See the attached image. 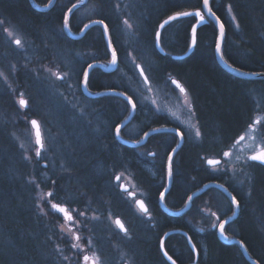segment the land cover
<instances>
[{
    "label": "trees",
    "instance_id": "16d2710c",
    "mask_svg": "<svg viewBox=\"0 0 264 264\" xmlns=\"http://www.w3.org/2000/svg\"><path fill=\"white\" fill-rule=\"evenodd\" d=\"M37 1L45 4L48 0ZM75 1L77 0L69 1L64 8L60 7L57 1L49 10L40 12L33 9L28 0H0V22H2L0 23V63H6L5 60L10 61L13 60L10 58L15 57L10 53L12 51L3 36L4 27L10 26L30 41L31 47L36 49L40 59L44 61L49 60V53L53 50L50 48L56 47L58 52L64 48L79 49L81 43L87 42L94 30H98L100 37H96L94 43L97 44L96 47L98 46L97 57L103 59L107 49L101 41L103 32L101 26L90 28L80 41L65 38V33L62 36L57 34L63 24L64 11ZM111 1L89 0L99 5L98 14L93 20H103L113 29L112 20L115 16ZM145 3L148 5L147 11L140 16L144 15L146 18L139 19L143 33L137 32V34L146 49L151 46L157 26L162 19L179 11L202 9L201 0H145ZM228 7L234 13L239 25V31L233 34V42H229L228 39L230 26L225 17ZM211 8L226 29L222 48L224 58L238 69L264 72V0H221L219 4H211ZM195 21L193 17L185 18L165 28L161 45L167 54L162 56L157 52L154 39L151 52L153 61L151 59L152 62L147 63L150 80L173 76L187 85L199 126L205 136L204 140H207L206 143L209 142L208 146L198 147L197 152L192 147L183 146L177 166V172L182 174L183 183L200 174L199 170H195V166H199L196 164L201 161L198 157L201 151L209 153L218 150L213 144L221 142L222 145L224 142H231L243 133L245 126L256 113V100H260L264 110V79L237 78L225 72L217 64L214 54L217 27L212 21L198 30L195 49L188 57L184 59L172 57L187 51L191 40V28ZM82 26H74V29L78 32ZM169 31V35L166 36ZM112 35V42L114 40L117 47L115 36L113 33ZM117 54L119 55L118 51ZM83 67L84 65L79 72ZM18 68L19 84L26 80L29 82L30 75ZM2 86L0 81V89ZM92 88L97 92L104 90L100 82H95ZM94 100V104L91 103L94 109L101 111L95 114L96 130L100 133L96 136L94 133H89L86 128L76 132L69 128L70 131L63 136L64 140L58 141L62 161H58L55 157L56 162L52 167L46 159H37L34 153H31L30 160L27 159L19 144L12 138V135H15V128H19L21 123L19 118L26 117L28 111H20L13 97L3 86V91L0 93V264L59 263L57 259L60 257L58 258L55 248H65L68 238L56 230V223L58 224L60 219L57 211L54 210L52 214L49 212L53 220V224H50L36 210L34 195L36 183L42 190L53 193L51 199L55 204L65 203L74 196L76 198L81 196L84 207L89 202L95 208L102 209L104 204L109 203L115 215L125 218L122 212L125 205L112 187V176L122 170L136 176H145L150 173L149 165L138 163L130 149L121 150L114 144L111 126L123 108L119 104L113 106L112 101L120 99L116 96H104ZM138 110L142 113L140 108ZM150 122V127L161 125L159 122L151 120ZM65 125L61 122L56 126L64 130ZM67 136L69 138L65 140ZM67 150L71 153L69 154ZM60 164L63 165L62 168ZM66 173L71 176L68 178ZM250 173L251 182L248 190H251V195L240 217L242 240L253 258L259 264H264V167L252 166ZM142 179L145 182L142 187L150 190V197H157L159 189L151 185L146 176ZM173 189L175 190L174 186ZM76 198L72 200L74 203H78ZM86 212L89 214L90 210ZM93 212L95 210L91 213ZM154 212V220L159 221L158 213L156 210ZM168 223H158L159 225L153 228L129 226L133 231L132 242L130 246L128 245L129 252L135 261L140 264H168L159 250V239L169 230ZM93 232L94 236L99 235L101 242L103 236L100 231L97 232L94 228ZM195 243L200 256L202 247L208 251L205 264H248L238 246L222 244L211 235L206 242ZM176 246L178 247L176 253L182 254L184 249L188 256L190 255L191 252L185 241L177 234H173L166 242L170 254H176L173 249Z\"/></svg>",
    "mask_w": 264,
    "mask_h": 264
},
{
    "label": "rangeland",
    "instance_id": "374dc122",
    "mask_svg": "<svg viewBox=\"0 0 264 264\" xmlns=\"http://www.w3.org/2000/svg\"><path fill=\"white\" fill-rule=\"evenodd\" d=\"M69 1L71 0H62V3L67 6ZM111 4L115 16L114 20H112L113 34L115 36L116 49H118L119 55L117 54L118 62L115 72L112 75V83H110L115 84V86L117 83H119L117 86L123 84L126 86L134 97L138 108L141 109L142 117L146 118V121L149 120L148 116H154L156 113H159L161 115H166L172 122H178L177 124L182 126L185 131L188 145L192 144V148L197 152L198 147L203 144L206 145L207 140H204L205 136L202 135V131L198 128L199 122L193 110L192 99L189 96L182 97L172 91L169 88L167 78H162L160 80L153 78L150 80V72L148 70L149 64L147 65V63L150 62L151 59L153 61L151 52L154 38L153 42H151V46H149V50L146 49L145 45H142L138 36V34L143 33V26L139 24V19L146 18L144 15L140 16V14L147 11L148 5H146L145 0H112ZM98 10L99 5L96 2H89L84 8L76 12L74 18L75 26L81 27L84 23L93 20L97 16ZM225 17L230 26L228 39L229 42H233V34L239 31V25L234 13L229 7L225 12ZM124 21H128V24H125ZM174 23L177 24V22ZM128 25H131V27ZM6 29L7 31H5ZM59 29L63 31V27ZM170 31L166 33V36L169 35L168 33H170ZM9 32L12 33L11 36H9ZM99 33L100 31L94 30L91 36H89V40L86 44H79V49L67 50L64 48L58 52L56 47L55 49L50 48L53 50L49 53V60L44 61L40 59L36 49L31 47L30 41H27L22 33L14 27H4V39L12 51L10 53L14 54L15 57L13 56L10 58L13 59L10 61L5 60L6 63H0V72L3 73V76H0V81L8 94L13 97L19 110L22 112L28 111L27 116L29 117L24 116L19 118L21 122H19V128L16 127L15 135H12V138L19 144V147L27 159L30 160L31 153L36 154L38 149L33 129L30 125L32 119H37L39 121L43 136L41 156L37 157V159H46L48 163L50 162L52 167L56 162L55 157L58 161H62L60 159L61 151L59 142L64 140V135H67L63 128L60 126L57 127L56 125L61 122L69 124L67 120L71 119L69 124L70 130L76 132L81 128H86L90 131L89 133L92 134L96 131L95 114L101 113V111L94 109L95 107L92 104L86 102V100L82 98L80 91L82 90L81 84L83 78L82 76L80 77L79 71L86 61H91L97 57V49L96 47L94 48V42L95 38H98L100 35ZM101 35L102 42L105 44L104 32H102ZM17 38L21 40V45L15 44L14 41ZM108 55L110 56V61V52H108ZM138 66L143 69L149 84L141 77ZM18 67H20L23 72L28 73V76L30 75L29 82L26 80L21 85L19 84L17 77ZM3 86L0 89L1 92L3 91ZM42 98H44V100ZM21 99L27 102L25 107L21 106L19 103ZM255 102L256 113L253 115L251 122L253 119H258L261 121V124L257 125L253 123L252 130L244 131L231 142H224L222 145L220 142L214 144L218 145V151L225 146L226 149L230 150L231 155L226 157L222 166L214 167L211 171L213 173H228L235 187L243 194L247 193L248 185L251 182L250 167L255 165L248 161V156L257 150L258 145L264 144L263 105H261L260 100H256ZM129 111L130 108H128V115ZM136 125L141 127V122H137L133 125V129L136 131L135 136L138 135ZM197 131L200 133L199 136L196 134ZM129 132L134 134L132 133L133 131ZM242 135L245 136V139L232 148L231 146L233 143ZM68 138L67 136L65 140ZM67 151L69 154L71 153L70 150ZM214 156V154L208 153L207 151H201L199 153L198 157L199 160H201L199 163H201V165L203 164L202 167L205 168V170H208V167L205 166L206 158ZM202 157H204V159H202ZM199 163L197 165H199ZM60 167L62 168L63 165L60 164ZM119 173L123 175L124 181H128L137 189L134 181L130 178L131 172L122 170ZM66 174H68V178L71 176L69 173ZM35 189L36 210L46 222L53 224L52 217L49 215L54 212V209L51 208V204L54 203L51 199L53 193L49 196L48 193H51V191L42 190L37 183ZM41 197H43V199ZM75 198L76 196L67 199L65 203H60L66 205L70 212L72 211L74 219L72 221H66L59 213L60 219L58 224L56 223V230L65 238H68V241L65 248H55L58 258L60 257V259H57V263L63 264L64 261L65 264H84L82 257L88 255L90 257H98L99 264H140L137 260L135 261V258L132 257L129 252V246L133 238L132 228L129 227L133 226L131 222L125 220L124 224L125 227H127V234L122 233L118 231L114 223L115 213L112 211V206L109 205V203L105 202L107 204H104L102 209H97L89 202V205L87 204V206L84 207L81 196L76 198L78 203H74L72 200ZM119 198L124 202L122 197ZM85 202L87 203V201ZM129 205L132 208V204ZM85 210H90L89 214H87ZM93 210H95V212L91 213ZM131 215L140 217L141 213L135 208ZM94 228L97 229V232L100 231L99 233L102 234L103 237L101 239L103 240L101 242L99 235L94 236ZM74 234L80 236L79 241L74 238ZM73 244H78V247L74 248ZM203 248V252H206V248ZM173 249L176 253L178 247H173ZM183 251L184 255L187 256V251L184 249Z\"/></svg>",
    "mask_w": 264,
    "mask_h": 264
},
{
    "label": "flooded vegetation",
    "instance_id": "af4514ba",
    "mask_svg": "<svg viewBox=\"0 0 264 264\" xmlns=\"http://www.w3.org/2000/svg\"><path fill=\"white\" fill-rule=\"evenodd\" d=\"M203 3V0H201ZM221 0H210L211 4H219ZM55 5V3L50 7L52 8ZM49 8V9H50ZM47 9V10H49ZM44 10V11H47ZM77 11L74 12V17ZM211 20H209L210 22ZM74 21L72 20L71 24V30L75 32L74 29ZM79 27V26H75ZM100 37V36H98ZM82 40V39H80ZM78 40V41H80ZM102 41V40H101ZM104 44V43H103ZM105 41V48L106 54L104 55L103 59L101 57H96L93 59V61H98L102 64H104L105 67L108 66L109 61V55H108V46L106 45ZM113 45H115L113 40ZM218 64V63H217ZM219 65V64H218ZM232 65V64H231ZM220 66V65H219ZM222 68V67H221ZM223 69V68H222ZM83 70V69H82ZM85 70V68H84ZM80 72V77L84 76V71ZM224 70V69H223ZM225 71V70H224ZM113 72H106L104 69L101 68H93L90 71L89 77H88V89L91 92L96 93L97 91L92 88L93 84L95 82L102 83V79H107L111 81ZM227 72V71H225ZM229 73V72H227ZM230 74V73H229ZM103 77V78H102ZM236 77V76H235ZM168 79V85L169 88L177 93L178 95L182 97L189 96L192 99L191 94L189 93L187 85L181 81L180 79H177L173 76H167ZM238 78V77H237ZM176 80L180 86L184 88V92H181L180 89L176 86V84H173L172 81ZM149 84V82H148ZM114 87V85H113ZM115 88V87H114ZM121 92L126 94L128 97H131L132 100L135 101L134 97L131 95L129 90L127 88H122ZM80 94L84 100L88 103H93L97 98H89L87 97L84 92L81 90ZM117 97V96H116ZM120 100L118 101H112V105L115 106L116 104L121 105L123 108L120 114L117 115V120L114 122L113 126H111L114 134L117 126L120 125L121 121L124 120L128 115V108H130V104L127 100L124 98L118 97ZM193 102V101H192ZM94 104V103H93ZM193 110H194V104L192 103ZM136 109H138V106L136 104ZM130 113V111H129ZM148 121H146V118L138 116V113L134 114L132 120L130 121V124L123 128L121 131V136L125 139H130V137L126 134V131L130 128L132 124H135L137 122H141L140 132L142 135L150 131L151 129L157 128V127H168L171 129H174V131H171L169 133H158V134H152L148 137V140L145 144L138 147H131L128 145H125L121 143L115 134L114 137V144L116 147H119L121 150L123 149H130L132 151L131 154H133V157L135 156L136 161L142 165L151 166L154 165L157 159H160V156H164L165 159H168V156L170 153L175 149L176 145L179 142L180 134L184 137V143L182 144L181 148L175 153L173 160H172V172L173 175L171 177L168 176L167 170L165 168L164 171L156 170L153 173H147L145 174L146 178L148 179V182L151 183V185L155 186L159 189L157 197L151 198L150 197V190H145L142 186L145 185V182H143V179L145 176L138 175L131 173L130 178L134 181L135 185L137 186V189L133 187L128 181H124L123 175L120 173H115L112 176L111 184L112 187L117 193L118 197H122L124 200V217H120L117 215L115 216V221L117 219H120L122 223L124 224L125 220H128L131 222V224L134 227L140 226H149V227H155L156 225L163 224V222H169V230H183L189 234V237L191 238L192 242H198L203 243L206 242L208 237L211 235L213 236L216 241L224 244V242L221 240L219 236L220 227L219 225L224 222V234L227 236L228 240H242V231H241V223H240V217L241 214L244 212L245 204L250 198L251 190H247L246 194H243L230 179V175L228 173L219 172V173H213L211 169H214V167L222 166L226 157L223 155V152L228 151L229 149H226L225 146L222 147L221 150H215L211 151L209 153L214 154V157L206 158L205 160V166L208 167V170H205V168L202 167L201 163H199L200 166L196 167L195 170H199L200 173H206L207 177L201 180H197L195 177H191V179L188 182H182V174L177 172V161H179L181 150L183 146L192 147L191 145H188L186 134L182 126L177 124L178 122H172L169 120V118L166 115H161L159 113H156L153 117L148 116ZM151 121L159 122L161 123L160 126H151ZM258 119H253L247 123V126H245V131L249 130V125L255 124V121ZM112 124V123H111ZM149 127V128H148ZM142 135L136 136V139H139ZM131 140V139H130ZM236 142L233 143L231 146H236ZM125 147V148H124ZM126 152H129L126 150ZM150 153H155V155H150ZM161 153V154H160ZM204 159V157H202ZM213 159V160H219L220 163L218 165H208L207 160ZM132 161V160H131ZM166 162V161H165ZM251 163V162H250ZM255 164L254 166H261L263 165ZM197 165V164H196ZM166 167V164H165ZM211 171V172H210ZM119 177V179H117ZM168 181H170V188L169 191L165 194L164 197V203L165 206L173 212L180 211L182 208L187 206V204L190 202V207L187 211H185L183 214L180 215H172L169 212H167L164 208H162L160 203V193L163 192L167 188ZM147 183V182H146ZM207 183H218L221 186H223L230 194L231 196L226 193L225 191L221 190L218 187L211 186L207 188L203 193L196 195L189 201L188 197H191L193 193L201 189L203 186H205ZM122 185L125 187H128L127 191H124L121 189ZM173 186L175 187V190L173 189ZM131 193L132 195H129ZM236 198L237 204L232 203V197ZM142 200L145 203L146 208L148 209V213H142L138 207L136 206V201ZM129 204H132V208ZM155 205V206H154ZM141 213L140 217L132 216V212L135 209L134 207ZM159 215V221L154 220V211ZM67 211L71 214L72 220L74 219V215L72 211L70 212L69 208L67 207ZM212 213H215V215H212ZM65 218V217H64ZM219 218V219H218ZM124 219V220H123ZM66 220V219H65ZM176 220V221H173ZM67 221V220H66ZM114 221V223H115ZM159 223V224H158ZM215 225V227H214ZM125 226V224H124ZM127 229V227H126ZM264 229V227H263ZM164 234V233H163ZM162 234V235H163ZM179 237L183 241H185L188 249L190 250V255L188 256V253H186L187 256L184 255V253L179 254H170L166 247L165 242V248L169 252V254L180 264V261L182 264H191L195 263V257L193 254V250L189 246V238L181 233H177ZM162 237V236H161ZM169 238V237H168ZM167 238V239H168ZM161 239V238H160ZM160 239H159V245H160ZM244 242V241H243ZM229 246H235L237 247V244H228ZM160 250V247H159ZM161 253V251H160ZM163 257V255L161 254ZM180 256V257H177ZM189 257V258H188ZM179 258V259H178ZM181 258V259H180ZM166 263L170 264L164 257ZM83 260V257H82ZM206 258L204 259L203 252L201 256L199 255V259L196 261L197 264H204ZM247 262V261H246ZM250 264L249 262H247ZM128 264V263H124Z\"/></svg>",
    "mask_w": 264,
    "mask_h": 264
},
{
    "label": "water",
    "instance_id": "95a60500",
    "mask_svg": "<svg viewBox=\"0 0 264 264\" xmlns=\"http://www.w3.org/2000/svg\"><path fill=\"white\" fill-rule=\"evenodd\" d=\"M89 0H79V2H77L76 4V7L73 8V6L70 8L71 11H68L67 12V15H66V18H67V27H65V31L68 33V35L73 38V39H79L81 37H83V35L86 33L87 30H89L90 28L96 26V25H100L101 27H103V25L99 24V23H95L96 21H100V20H92L90 22H88L86 25H89L88 28H82V31L79 33V34H74L71 29H70V26H69V20H70V17L71 15L74 13L75 10L81 8V7H84L87 5ZM55 0H51V3H49L47 6H43V7H40L38 6L36 3H35V0H31V3L33 4V6L38 9V10H47L49 9L53 4H54ZM208 7L211 8V5H210V0H209V4H208ZM69 9V10H70ZM196 10H200L201 13L204 15L205 19L202 23H198V17L196 18V21L195 23L193 24V26L195 25L196 26V42H197V32L198 30L209 23V20H211L217 27V38H216V42H215V47H214V53H215V58L218 62V64L220 65V67H222L225 71L229 72L230 74L238 77V78H241V79H249V80H260V79H264V72H248V71H244V70H241V69H238L236 67H234L233 65H231L223 56V53H222V48H223V44H224V40H225V35H226V29H225V26L223 24V22L221 21V19L216 15V13L212 10V12L215 13V16H212L208 13V10L203 8V3H202V9H196ZM196 10H184V11H179V12H176V13H173L167 17H165L164 19H162V21L159 23L158 25V29L155 33V47H156V50L157 52L162 55V56H165L167 53L166 51L163 49L162 45H161V37H162V33H163V30L168 27L171 23L177 21V20H181V19H185V18H191V17H178L177 19L175 20H169V17L171 16H176L177 13H180V12H195ZM165 21H168L167 24H165ZM221 24L223 25V36H221ZM161 25H163V27H161ZM104 29V27H103ZM157 33H159V39L157 40ZM104 36H105V39H106V43L108 45V48H109V52L111 54V60L109 61L108 63V66L105 67L104 64H101V63H92V67L91 68H87L86 72L88 73V77H89V74H90V71L91 69H93L94 67H97V68H101V69H104V71L106 72H113L115 71L116 69V66H117V63L116 64H112L111 61H112V50L114 49L113 47V44H112V40H111V36H110V33L109 31L107 33H105L104 31ZM109 41H111V47L109 46ZM220 44V51L218 52L217 51V44ZM195 45L192 44V28H191V40H190V46L187 50L186 53L184 54H181V55H173L172 57L174 59H184L186 57H188L195 49ZM116 51V50H115ZM117 54V52H116ZM117 62H118V55H117ZM139 69V73L141 75V67L138 68ZM144 73V72H143ZM143 80L145 81V73L144 75H141ZM176 81V80H175ZM177 82V81H176ZM88 83V81H87ZM148 83V80L147 82ZM178 83V82H177ZM82 91L84 92V94L89 97V98H99L101 96H105V95H113V96H117V97H120V98H124L125 100L128 101V96L126 94H124L123 92L121 91H118V90H111V91H100V92H91L89 89H88V85L85 86V82H84V78H83V83H82ZM123 94V95H121ZM24 100V99H23ZM129 102V101H128ZM133 103V102H132ZM25 107V106H23ZM130 107H131V110H130V114L129 116L127 117V119L119 125V128L120 130L122 128H124L133 118V115H134V109L132 108V104L130 103ZM35 121H37L36 119H33ZM32 121V120H31ZM38 125H39V122L37 121ZM32 126V124H31ZM33 128V126H32ZM33 131H34V136H35V142H36V129L33 128ZM168 131H174V129H171V128H161V129H154V130H151L147 133V136H144V138L142 140H140L139 142H130V141H126V140H123L120 135L118 136L123 143H125L126 145L128 146H141L145 143L146 139L152 135V134H155V133H163V132H168ZM39 132H40V139H41V143L43 144V137H42V132H41V129H40V126H39ZM182 143H183V139L180 138V141H179V144L177 145V147H175V151L171 153L170 156L173 157V155L180 149V147L182 146ZM37 145V150H42L41 146L36 144ZM252 155V154H251ZM209 160H213V159H209ZM208 161V160H207ZM251 161V160H249ZM251 162H255V163H258V164H261V165H264L262 163H260L259 161H251ZM208 164V163H207ZM209 165V164H208ZM211 186H215V187H218L220 188L221 190L225 191L226 193H228L230 196L231 194L223 187L221 186L220 184L218 183H207L205 186H203L201 189H199L198 191H196L195 193L192 194V198L195 197L196 195H199L201 194L202 192H204L207 188L211 187ZM169 188H170V181H168V184H167V188L163 191L164 192V197H165V194L169 191ZM122 190L124 189H128V187H125L124 185H122L121 187ZM132 195V194H131ZM139 201H142V200H139ZM143 202V201H142ZM144 203V202H143ZM160 203H161V206L162 208H164L167 212H169L170 214L172 215H180L182 213H184L186 210L189 209L190 207V202L187 204V206L182 209L181 211H177V212H173V211H170L166 206H165V203H164V199L161 200L160 198ZM145 205V203H144ZM61 206V205H59ZM136 206L138 207V209L141 211V209L139 208L138 204L136 203ZM61 207H63L65 209V211L68 213V215H71L68 211H67V206L66 205H62ZM142 212V211H141ZM144 213V212H142ZM62 215L65 217L64 213H62ZM66 219V218H65ZM122 223V221L120 219H117ZM116 220V221H117ZM117 224V223H116ZM124 225V224H123ZM117 227L121 230V232L125 233L124 230H122L119 225L117 224ZM124 229H126V227L124 226ZM177 233H181V234H184L186 235L189 239V246L192 250H194L196 252V249H195V246L191 240V238L188 236V234L183 231V230H170V231H167L161 238L160 240V251H161V254L163 255V257L170 263L172 264V261L168 259V256H171L169 254V252L166 250L165 248V242L167 240V238L173 234H177ZM219 236L221 238V240L227 244H238L246 259L251 263V264H259L255 259H253L246 246L243 244V242H241L240 240L238 239H234V240H228L227 239V236L223 233L221 234V232H219ZM165 253H167V256L165 255ZM172 257V256H171ZM172 260H175L173 257H172ZM176 261V260H175ZM197 261V256H196V260H195V263H191V264H197L196 263ZM176 264H178V262L176 261Z\"/></svg>",
    "mask_w": 264,
    "mask_h": 264
},
{
    "label": "snow or ice",
    "instance_id": "6c2138e0",
    "mask_svg": "<svg viewBox=\"0 0 264 264\" xmlns=\"http://www.w3.org/2000/svg\"><path fill=\"white\" fill-rule=\"evenodd\" d=\"M49 3H51V0H49ZM208 4H209V0H203V8L207 9L208 13L210 15L215 16V13L212 12L211 8L208 7ZM75 7H76V5H73V8H75ZM69 11H71V9ZM178 17H193V18H197L198 17L199 18L198 19V23H202L204 21V19H205L204 15L201 13V11L200 10H196L195 12H187V11H185V12L177 13L176 16L169 17V20H175ZM0 23H2V22H0ZM95 23H99V24L103 25L105 33L108 32V26H107V24L104 23L103 20L96 21ZM124 23L128 24V21H124ZM167 23H168V21H165V24H167ZM67 26H68L67 25V18H65V27H67ZM128 26L131 27V25H128ZM88 27H89V25H84V28H88ZM161 27H163V25H161ZM220 28H221V36H223V25L222 24H221ZM5 31H7V29ZM8 34H9V36L12 35L11 32H9ZM158 39H159V33H157V40ZM14 42H15L16 45H21V40L18 39V38L15 39ZM192 44L193 45L196 44V26L195 25L192 26ZM109 46L111 47V41H109ZM217 51L218 52L220 51V44L219 43L217 44ZM111 63L112 64H116L117 63V54H116L115 49L112 50V61H111ZM91 67H92V65H89V68H91ZM141 75H144L143 69H141ZM0 76H3L2 72H0ZM58 78H61V77H58ZM5 79H6V77H5ZM87 81H88V73L85 72L84 73L85 86H87ZM145 82H147V77H145ZM172 83L176 84V86L180 89L181 92L185 91L184 88L182 86H180L175 80H173ZM121 95H123V94H121ZM128 101H129V103L132 104V108L135 109L136 105L134 103H132L131 97H128ZM19 103L21 104V106H26L27 102L25 100L21 99L19 101ZM31 124H32L33 128L36 129V144L40 145L41 148H43V144L41 143V139H40L39 125H38L37 121H35V120H32ZM255 124L260 125L261 121L257 120V121H255ZM249 130H252V125L251 124L249 125ZM116 134H117V136H119V134H120L119 126H117V128H116ZM196 134H197V136H199L200 135L199 131H197ZM145 136H147V133H145ZM244 139H245V136H243V135L240 136L239 139L236 141V144H239ZM174 151L175 150L173 149V152ZM150 155H155V153H150ZM223 155L225 157H229L231 155V153L228 152V151H225L223 153ZM36 156L37 157L41 156L40 150L36 151ZM248 160L259 161L260 163L264 164V144L258 145L257 146V150L252 155H250L248 157ZM207 163L209 165H218L220 163V161L219 160H208ZM172 175H173V172H172V156H169L168 157V176L171 177ZM117 179H119V177H117ZM124 191H127V189H124ZM48 195L51 196L52 193H48ZM129 195H131V193H129ZM41 198L43 199V197H41ZM160 198H161V200L164 199V192L160 193ZM188 199H189V201H191L192 197H188ZM136 203L138 204V206H139V208L141 209L142 212H144L145 214L148 213V209L146 208V206L144 205V203L142 201H136ZM232 203L233 204H237V206H238V202L236 201V198L234 196L232 197ZM51 208L55 209L56 211H58L60 213H64L66 220L72 221V216L68 215V213L65 211V209L63 207L59 206L58 204L53 203V204H51ZM212 215H215V213H212ZM116 223L127 234V230L124 229V225L121 224V222L119 220H117ZM214 227H215V225H214ZM219 227H220L221 234H223L224 233V222H222L219 225ZM74 238L77 241L80 240V236L75 235V234H74ZM73 247L74 248L78 247V244H73ZM165 255L167 256V253H165ZM65 259H67V258H65ZM168 259L172 261V264H176V261L172 260L171 256H168ZM83 262H84V264H99V258L98 257H94V256L90 257L88 255H84L83 256Z\"/></svg>",
    "mask_w": 264,
    "mask_h": 264
},
{
    "label": "bare ground",
    "instance_id": "6f19581e",
    "mask_svg": "<svg viewBox=\"0 0 264 264\" xmlns=\"http://www.w3.org/2000/svg\"><path fill=\"white\" fill-rule=\"evenodd\" d=\"M29 1V4L31 5V7L33 8V9H35V10H37V11H40V12H43V10H38V9H36L34 6H33V4L31 3V0H28ZM58 1V2H57ZM58 3L59 5H60V7H65V4H63L62 3V0H55V2L54 3ZM77 2H79V0H77V1H75V3L74 4H76ZM35 3L38 5V6H40V7H43V6H47L48 4H49V0L45 3V4H41V3H39L37 0H35ZM88 3H89V1H88ZM87 3V4H88ZM73 4V5H74ZM72 5V6H73ZM72 6H70L68 9H66L65 11H64V16H63V24H62V27H63V31H61L60 29H58V35H60V36H62L64 33H65V35L67 36H65V38H68V39H70V40H72V41H78V40H80V39H82L85 35H86V33H87V31H86V33L83 35V37H81V38H79V39H73V38H71L69 35H68V33L65 31V18H66V15H67V12L69 11V9L72 7ZM85 7V6H84ZM84 7H81V8H84ZM81 8H79V9H77V10H75V11H78V10H80ZM74 11V12H75ZM74 14V13H73ZM71 15V17H70V20H69V26H70V29H71V24H72V20L74 21V15ZM196 19V18H195ZM95 20H97V19H95ZM98 20H100V19H98ZM162 21V20H161ZM160 21V22H161ZM88 23V22H87ZM86 23V24H87ZM105 23V22H104ZM86 24H84V25H86ZM106 24V23H105ZM84 25L82 26V28L84 27ZM159 25V24H158ZM97 26V25H96ZM98 26H100V25H98ZM108 26V25H107ZM80 27V26H79ZM82 28L80 29V31H78V32H73L72 30V32L74 33V34H79L81 31H82ZM167 28V27H166ZM102 29H103V27H102ZM157 29H158V26H157ZM157 29H156V31H157ZM165 30V29H164ZM163 30V31H164ZM108 31H109V33H110V36H112L113 37V35H112V33H113V29L112 28H110L109 26H108ZM156 31H155V33H156ZM103 32H104V29H103ZM105 37V36H104ZM154 39H155V34H154ZM106 40V39H105ZM84 44H86V42H84ZM95 44V43H94ZM112 44H113V42H112ZM96 45L97 44H95L94 45V48L96 47ZM107 45V44H106ZM108 46V45H107ZM189 46H190V44H189ZM98 47V46H97ZM96 47V49H98ZM114 47V49L117 51V49H116V46L114 45L113 46ZM189 48V47H188ZM108 50H109V48H108ZM188 50V49H187ZM187 52V51H186ZM185 52V53H186ZM215 54V53H214ZM96 56H97V53H96ZM95 59V58H94ZM92 63H100V62H98V61H93V59L90 61H86L85 63H84V67H83V70H84V68H85V72H86V70H87V68L89 67V65H91ZM102 64V63H101ZM235 67V66H234ZM94 68H97V67H94ZM83 70L81 69V73L83 72ZM92 70V69H91ZM84 72V73H85ZM108 73V72H107ZM110 73V72H109ZM83 78H84V76H83ZM103 78V77H102ZM113 78V77H112ZM246 80H249V79H246ZM115 81V80H114ZM112 83V81H109V80H107V79H102V84H103V88H104V90L103 91H111V90H118V91H121V89L122 88H126V86L123 84V85H120V86H117V84H119V83H117L116 84V86H115V84H111ZM82 83H83V80H82ZM116 83V82H115ZM82 85V84H81ZM87 85H88V83H87ZM113 85H114V87H113ZM105 96H113V95H105ZM101 97H104V96H101ZM100 98V97H99ZM132 100V99H131ZM132 102L136 105V102L134 101V100H132ZM130 104V103H129ZM130 110H131V107H130ZM136 111H137V113H140L139 112V110L138 109H136V107H135V109H134V114L136 113ZM130 114V113H129ZM141 114V113H140ZM129 116V115H128ZM134 116V115H133ZM140 117H142V114L140 115ZM127 119V117L124 119V120H122L121 121V123L120 124H122L125 120ZM33 120V119H32ZM37 120V119H36ZM71 120V119H70ZM70 120H67V122H69V124H70ZM38 121V120H37ZM39 122V121H38ZM69 124L67 123L65 126H64V131L67 133V131H69ZM130 124V122L127 124V125H129ZM30 125H31V121H30ZM126 125V126H127ZM134 124H132L131 126H130V128L126 131V134L130 137V139H125V138H123L122 136H121V131L123 130V128L120 130V137L123 139V140H126V141H130V142H139L140 140H142L143 138H144V136H145V134L144 135H142L141 134V132H140V130H139V128L140 127H138L137 125H136V127H137V130H138V135H136V136H139V135H142L139 139H136V136H135V134H136V131L133 129V126ZM39 126H40V129H41V125H40V123H39ZM125 126V127H126ZM32 127V126H31ZM149 128V127H148ZM161 128H168V127H157V128H154V129H161ZM198 128L201 130V126H198ZM33 129V128H32ZM154 129H151V130H154ZM150 130V131H151ZM129 131H133L132 133H134V134H131ZM202 131V130H201ZM245 131V130H244ZM243 131V132H244ZM41 132H42V130H41ZM149 132V131H148ZM147 132V133H148ZM169 132H171V131H168L167 133H169ZM33 133H34V131H33ZM97 133H100V132H98L97 130L94 132V135H96ZM163 133H166V132H163ZM115 134H116V130H115ZM115 134H114V132H113V136L115 137ZM155 134H158V133H155ZM203 135V134H202ZM97 136V135H96ZM116 136H117V134H116ZM35 137V136H34ZM43 137V136H42ZM180 138H182L183 139V143H184V137H183V135H181L180 134V137H179V141H180ZM117 139L121 142V143H123L122 142V140L117 136ZM147 140H148V138L146 139V141H145V143L147 142ZM144 143V144H145ZM182 143V144H183ZM209 143V142H208ZM208 143H206V145H201L200 147H205V146H208ZM221 143V142H220ZM123 144H125V143H123ZM178 144H179V142H178ZM177 144V145H178ZM126 145V144H125ZM177 145H176V147H177ZM211 145V144H210ZM214 145V144H213ZM140 146V145H139ZM142 146V145H141ZM216 147L218 146V145H215ZM221 146V145H220ZM131 147H138V146H131ZM199 147V148H200ZM210 147V146H209ZM181 148V147H180ZM173 152V151H172ZM171 152V153H172ZM171 153H170V155H171ZM161 154V153H160ZM253 154V153H252ZM169 155V156H170ZM175 155V154H174ZM174 155H173V157H174ZM251 155V154H250ZM249 155V156H250ZM168 156V157H169ZM248 156V157H249ZM173 157H172V160H173ZM166 161V162H165ZM249 161V160H248ZM251 162V161H250ZM251 163H255V162H251ZM165 164H166V167H165ZM258 164V163H257ZM177 166L179 165V161H177V164H176ZM261 165V164H260ZM251 166V165H250ZM264 166V165H263ZM252 167V166H251ZM165 168H166V170H167V173H168V159H165V157L164 156H160V159H157L156 160V162L154 163V165H151V166H149V171H150V173H153V172H155L156 170H158L159 171V169H160V171H164L165 170ZM201 174H203V175H201ZM201 176V177H200ZM207 177V175H206V173H200L199 175H198V177H196V179L197 180H201V179H204V178H206ZM203 193V192H202ZM56 204H58V205H64V204H59V203H56ZM186 207V206H185ZM184 207V208H185ZM184 208H182V209H184ZM181 209V210H182ZM55 210V209H54ZM180 210V211H181ZM56 211V210H55ZM187 211V210H186ZM58 212V211H57ZM58 213H60V212H58ZM61 215H62V213H60ZM183 214V213H182ZM63 216V215H62ZM65 219V218H64ZM115 225H116V227H117V224H116V221H115ZM118 228V227H117ZM127 230V229H126ZM118 231H120L121 232V230L118 228ZM167 231H170V230H167ZM167 231H165L164 232V234L167 232ZM123 233V232H122ZM187 233V232H186ZM163 234V235H164ZM188 234V233H187ZM162 235V236H163ZM188 236H189V234H188ZM162 238V237H161ZM161 240V239H160ZM241 241V240H240ZM241 242H243V241H241ZM193 244H194V246H195V249H196V252L193 250L192 252H193V254H194V257H195V260H196V256H197V260L199 259V255H200V252H199V250H198V247H197V245H196V243L193 241ZM224 244L225 245H228L227 243H225L224 242ZM243 244L245 245V243L243 242ZM231 245H233V244H231ZM238 245V244H237ZM246 246V245H245ZM238 247H239V249H240V251H241V254H242V256L245 258V260L247 261V262H249L247 259H246V257H245V255H244V253H243V251H242V249H241V247L238 245ZM247 248V247H246ZM202 250L204 251V248L202 247ZM206 250V252H203V256H204V259L206 258V260L208 259L207 258V254H208V251H207V249H205ZM247 250H248V248H247ZM202 252H201V254H202ZM248 252H249V250H248ZM249 254H250V252H249ZM250 256L253 258V256L250 254ZM254 259V258H253ZM205 262V261H204ZM250 263V262H249ZM205 264V263H204ZM251 264V263H250Z\"/></svg>",
    "mask_w": 264,
    "mask_h": 264
}]
</instances>
